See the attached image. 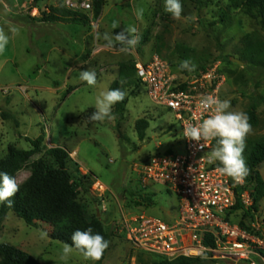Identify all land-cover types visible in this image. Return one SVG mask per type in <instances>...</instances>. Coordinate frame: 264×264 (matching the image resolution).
Here are the masks:
<instances>
[{
	"label": "rangeland",
	"instance_id": "374dc122",
	"mask_svg": "<svg viewBox=\"0 0 264 264\" xmlns=\"http://www.w3.org/2000/svg\"><path fill=\"white\" fill-rule=\"evenodd\" d=\"M66 1L0 0V26L6 32L10 26L18 29L15 36L9 33L10 41L0 54V160L11 149H33L30 141L43 138L39 153L16 175L20 187L30 178L32 163L46 159L52 148L65 149L71 154L68 169L73 176H91V184L84 182L79 197L87 216L98 215L113 235L103 264L151 263L155 258L133 248L116 225L122 213H145L166 222L178 216L177 196L164 184L144 188L136 166L155 155L183 154L180 125L175 115L156 106L146 87L137 86L135 80L122 83L129 98L123 121L89 123L83 116L96 110L97 95L118 80L122 64L147 63L158 56L172 71L182 73L179 64L188 59L226 73L220 72L226 79L221 98L231 102L230 110L245 112L252 102L261 101L260 125L252 128L246 140L260 139L264 137V71L246 62L239 65L231 60L229 64L225 58L240 60L242 40L264 33L258 21L234 8L231 0H203L208 3L203 8L180 2L183 14L179 20L165 11V0H106L98 19L92 10L79 11L89 18L88 25L42 22L51 9L67 8ZM140 8L144 9L142 19L136 15ZM225 15L228 20L223 22ZM113 22L119 27L113 29ZM130 26L137 28L140 42L128 54L121 53L119 45L105 48V41L95 38L97 33L115 35ZM83 70L96 72V86L79 79ZM3 112L11 117L4 119ZM140 119L150 123L144 141L135 128ZM259 171L264 179V163ZM98 182L107 189L96 187ZM140 195L152 196L153 204L146 205ZM257 216L264 220V198ZM241 217L239 214L235 220L239 222ZM51 231L44 223L30 227L10 211L0 227V243L15 246L42 264H96L75 249L66 260L61 259L64 244L52 240Z\"/></svg>",
	"mask_w": 264,
	"mask_h": 264
},
{
	"label": "built area",
	"instance_id": "2783aa9c",
	"mask_svg": "<svg viewBox=\"0 0 264 264\" xmlns=\"http://www.w3.org/2000/svg\"><path fill=\"white\" fill-rule=\"evenodd\" d=\"M66 6L73 11H91L92 0H67ZM135 69L152 102L175 115L181 135L185 125L199 123L210 115L198 107L203 95L212 94L222 100L226 79L218 67L185 75L172 71L163 59L155 56L147 63L136 61ZM182 139L183 154L155 155L136 166L144 188L164 184L177 196L178 216L166 222L145 213H122L117 232L133 248L168 261L189 258L210 264H264V220L257 218V212H253L254 219L246 222L247 228L235 220L242 213L235 210L239 200L245 210L254 205L249 191L237 194V190L244 188V180L233 183L231 177L217 172L218 162H207L215 139L201 141L204 148L183 135Z\"/></svg>",
	"mask_w": 264,
	"mask_h": 264
},
{
	"label": "trees",
	"instance_id": "16d2710c",
	"mask_svg": "<svg viewBox=\"0 0 264 264\" xmlns=\"http://www.w3.org/2000/svg\"><path fill=\"white\" fill-rule=\"evenodd\" d=\"M231 1L233 2L234 8L245 12L248 16L258 21L264 33V0ZM180 2H190L198 5L200 8L208 5L203 0H180ZM105 6L106 0H92L94 19L101 17ZM67 8L59 7L57 9H51L52 12L49 15L44 14L42 22L51 24H89V18L87 16L82 15L79 11H73ZM224 18L223 22L228 20L227 15ZM24 22V20L20 21V23ZM238 56L242 62H246L249 66L264 71V35L262 37L256 35L245 37L242 40V47L238 51ZM225 62L231 64V58L226 57ZM195 65L196 70L193 72L187 70L180 71L185 75H192L206 72L211 68L201 63ZM220 72L225 73L222 69ZM136 77L135 62L132 64H122L119 68L118 80L111 85L109 90L117 88L122 90V83L133 82L134 80L137 86H140L141 83L139 80H136ZM128 103L129 98L125 96L122 102L114 105L112 112L118 123L123 121ZM261 104V101L256 100L245 111L252 128H257L260 125L258 112ZM94 111V109L87 111L83 118L89 121V123H99L89 119ZM2 117L8 119L11 115L3 112ZM149 127L150 123L146 119H140L136 122L135 128L141 141L145 140ZM42 142L43 138L30 141L33 146V149L30 150L11 149L6 157L0 160V172H7L16 178L18 172L30 162L34 155L39 153ZM216 144L217 141L215 140L214 147H216ZM243 156L249 169V174L244 178V188L237 190V194L240 195L243 191H249L254 205L251 209L245 210L239 200L235 210L237 212L242 211V220L236 222L243 228H247L246 222L254 219L253 212H258L259 204L264 198V179L259 171L261 165L264 163V137L254 141L246 140ZM71 162V154L65 149L57 147L47 152L46 159L32 163L30 178L19 187V191L11 198L13 200V206L8 207L6 202L0 203V227L6 220L8 213L12 211L30 227H37L39 223L51 226L50 238L63 244L68 243L72 245V233L76 230L86 231L89 227L92 228L93 234L99 233L111 243L112 233L107 232L98 215L94 218H89L84 206L79 201L81 190L85 187L84 182L88 181L91 184V176L82 175L79 179L75 178L68 169ZM140 198L146 205L153 204L152 196L140 195ZM109 250L110 245L104 252L102 259L96 261V264H103ZM154 258L155 260L153 262L145 264H210L207 261L199 259L179 258L168 261ZM0 264L42 263L32 255L15 246L0 243Z\"/></svg>",
	"mask_w": 264,
	"mask_h": 264
},
{
	"label": "clouds",
	"instance_id": "9594fccd",
	"mask_svg": "<svg viewBox=\"0 0 264 264\" xmlns=\"http://www.w3.org/2000/svg\"><path fill=\"white\" fill-rule=\"evenodd\" d=\"M164 9L171 14L173 19L179 20L181 18L183 6L180 0H165ZM143 13V8L138 9L137 18L142 19ZM118 27V22H113L112 28ZM9 33L11 36H15L18 34V29L10 26L6 32L5 28L0 26V54L4 53L10 41ZM95 38L97 40L102 38L105 41L103 45L105 48H114L119 45V51L124 54L131 52L140 42V36L137 34L135 26L123 28L115 35L104 33L101 36L100 33H97ZM179 70L193 72L196 70V65L190 60H184L179 64ZM79 79L87 82L90 87L97 85V75L94 70L81 71ZM125 96L126 93L119 88L100 92L95 100L96 110L89 119L96 122L115 119L112 108L116 103L122 102ZM198 107L210 115L199 123L185 125L182 135L197 142L200 148L205 146L204 143H200L201 141L215 139L217 141L216 147L208 153L207 162L209 164L218 162L216 170L219 174L231 177L237 183H242L249 174L243 156L246 138L252 132L248 115L243 111L230 110L231 102L229 100H221L212 94L203 95L199 100ZM18 191L17 179L7 172H0V203L6 202L8 207H12L13 200L11 198ZM71 241L72 245L68 243L63 245L61 259L66 260L75 249L82 254L85 260L100 261L110 245V242L101 234H93L91 227L86 231H74L71 235Z\"/></svg>",
	"mask_w": 264,
	"mask_h": 264
},
{
	"label": "water",
	"instance_id": "95a60500",
	"mask_svg": "<svg viewBox=\"0 0 264 264\" xmlns=\"http://www.w3.org/2000/svg\"><path fill=\"white\" fill-rule=\"evenodd\" d=\"M231 60H232L233 62L239 64V65H243V62H241L240 60H237V59H234V58H232ZM231 180H232L233 183H235V181H234L232 178H231Z\"/></svg>",
	"mask_w": 264,
	"mask_h": 264
},
{
	"label": "bare ground",
	"instance_id": "6f19581e",
	"mask_svg": "<svg viewBox=\"0 0 264 264\" xmlns=\"http://www.w3.org/2000/svg\"><path fill=\"white\" fill-rule=\"evenodd\" d=\"M100 187H102V186H100ZM104 188V187H103Z\"/></svg>",
	"mask_w": 264,
	"mask_h": 264
}]
</instances>
